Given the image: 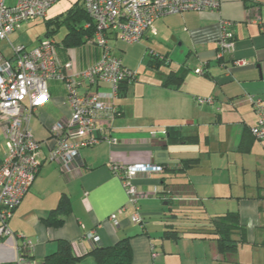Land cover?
I'll use <instances>...</instances> for the list:
<instances>
[{
	"label": "crops",
	"instance_id": "0c3cea01",
	"mask_svg": "<svg viewBox=\"0 0 264 264\" xmlns=\"http://www.w3.org/2000/svg\"><path fill=\"white\" fill-rule=\"evenodd\" d=\"M249 7L257 9L261 24L248 21ZM220 18L231 22L234 50L217 59ZM112 43L123 66L135 72L124 94L114 101L121 112L110 123L117 142L81 148L76 170L71 176L62 175L48 159L54 144L48 124L66 120L69 109L64 83H49V100L30 120L33 136L42 142L40 165L7 222L11 234L0 243V264L18 257L41 263L56 250L58 240L70 242L73 254L81 257L79 264H94L88 255L93 247L110 246L126 237L131 264H264V139L250 133L256 117L248 100L252 96L264 102V0H221L218 11L188 10L157 18L140 42L144 55L137 66L123 57L118 42ZM77 49L58 52L76 70L100 56L94 45L86 51ZM155 55L165 64L153 63ZM237 59H244L245 65H234ZM171 72L182 80L163 85ZM196 97H212L213 102L198 104ZM169 127L188 140L169 143L161 133L150 136L152 130ZM5 153L0 130V157ZM189 158H198V164L177 174L163 172L166 165ZM112 160L162 166L161 171L138 173L135 178L143 224L130 220L134 207L109 169ZM169 188L176 194L172 208L164 193ZM62 195L68 196L69 209L55 217L60 225L48 226L45 220ZM205 201L213 212H208ZM175 206L178 212L199 208L210 219L237 212L246 238L238 243L235 255L224 258L210 236L194 232L207 221L178 217ZM167 227L180 231L177 240L163 237ZM89 233L98 235L99 241L94 243Z\"/></svg>",
	"mask_w": 264,
	"mask_h": 264
},
{
	"label": "built area",
	"instance_id": "2783aa9c",
	"mask_svg": "<svg viewBox=\"0 0 264 264\" xmlns=\"http://www.w3.org/2000/svg\"><path fill=\"white\" fill-rule=\"evenodd\" d=\"M58 0H0V41L16 32L23 23L44 19L50 7ZM93 23L89 43L100 51L99 58L89 66L76 70L71 60L62 61L52 38L44 37L31 49L12 45L10 57L0 53V130L6 153L0 157V243L10 236L7 222L14 209L29 191L37 174L42 142L31 131L30 120L49 100V83L62 82L66 89L69 115L66 120L51 122L48 130L54 144L48 159L55 162L64 176L76 170L79 150L103 141L115 144L111 135V121L117 113L114 101L119 97V85L124 79L133 80L135 72L123 66L112 42L139 43L154 22L163 15H176L184 11H218L221 0H81ZM249 22L261 24L257 9H247ZM217 59L234 50L231 22L219 19ZM89 25H85L88 27ZM244 66V59L234 61ZM201 73L200 69L195 70ZM106 85V86H104ZM198 104L213 102L212 97H196ZM255 113V123L250 133L258 140L264 139V102L249 96ZM165 134L150 131V136ZM112 174L119 178L134 207L130 216L133 223L141 224L143 217L137 206L138 192L135 178L138 173L161 171L151 163L124 164L112 160ZM122 212V210H119ZM113 218V217H112ZM115 223V219H113ZM94 242L99 236L89 233ZM153 251V256H155ZM25 260V259H24ZM18 257L9 264H36Z\"/></svg>",
	"mask_w": 264,
	"mask_h": 264
},
{
	"label": "trees",
	"instance_id": "16d2710c",
	"mask_svg": "<svg viewBox=\"0 0 264 264\" xmlns=\"http://www.w3.org/2000/svg\"><path fill=\"white\" fill-rule=\"evenodd\" d=\"M43 21L46 22V25L52 22L51 19H48L47 17H45ZM64 22L67 26V31L61 40L62 49L77 48L85 45L86 43H89V40L92 38L93 34V23L84 9L82 1L78 3L76 2L71 8L66 11L64 15ZM85 25L89 26L85 27ZM49 31L50 30H47L45 37L51 38L49 35ZM55 44L57 43L55 42ZM156 56L157 55L153 57V59L155 60L152 61L153 63L165 64V59L163 57H161V59L160 57L155 58ZM181 80V76H177L175 74H172L171 72L166 81L163 82V85H167L170 81L175 83L177 82L176 84H179ZM130 81L133 80L124 79L120 82L119 96H122L124 94L126 85ZM120 114L121 112L120 110H118L115 117ZM164 137H166V140L169 143L174 141L181 142L188 140L187 137H184L179 133V130L173 127L166 128ZM198 162V158L183 159L178 164L166 165L163 172L168 174L181 173L187 168H191L197 165ZM160 167L162 170V166ZM164 179L165 177L162 178L163 182ZM164 185L172 186L171 184L166 183H164ZM174 192L175 190L173 188H169L164 192L168 194V198L166 200L169 206L173 204V197L174 195H176ZM69 205L70 201L68 199V196L62 195L58 201L57 206L53 210H51L49 216L45 220V223L48 226L60 225L61 220L55 219V217L59 214L61 215L66 213L69 209ZM206 223V226H202L194 232L196 234L210 236L215 241L216 250L220 256L225 258L227 256L235 255L238 251V243L244 241L246 238L245 229L240 224L238 213L227 212L223 215L209 219ZM141 224H143V221ZM179 233L180 231L178 229L167 227L163 231V237L168 240H177ZM235 234H238L239 237L235 238ZM88 255L93 258L94 264H131L132 262V253L128 237L122 238L110 246L96 245L88 252ZM80 258L81 257H76L73 254L69 241L58 240L56 250L53 253L47 255L41 263L36 264H79Z\"/></svg>",
	"mask_w": 264,
	"mask_h": 264
},
{
	"label": "rangeland",
	"instance_id": "374dc122",
	"mask_svg": "<svg viewBox=\"0 0 264 264\" xmlns=\"http://www.w3.org/2000/svg\"><path fill=\"white\" fill-rule=\"evenodd\" d=\"M80 1L81 0H58L55 4H53L50 7V9L47 12L46 17L48 19H51L52 21L51 23L46 25V22L43 21V19H36L35 21L32 22L23 23L16 32L8 36L7 40L0 41V52H2L6 57H9L12 53V48L10 44L22 45V46H26L27 49H31L37 45L39 39L45 37L47 30H50L49 31L50 37L54 42L57 43L55 44L56 52L57 54L58 52L61 53L62 52L61 40L67 31V26L64 22V15L69 8H71L76 2L78 3ZM118 45L122 47L121 53L124 58L126 57V60L136 64V66L137 64L140 63L142 55H144L143 44H140V42L134 44H124L118 42ZM91 47L92 44L86 43L85 45L78 47L79 49H77L76 52L77 51L81 52L83 50L86 51L91 49ZM191 203L192 202H189L188 206H192ZM196 203H194L193 205H195ZM204 205H206L208 212L214 211V209H211V203L209 201H205ZM176 211H177V207L175 206V212L173 211L174 214H176L178 217L181 218L184 217L188 218L187 216L190 215L192 218L195 219L196 223L197 222L203 223L210 219V216L208 214H203L199 208H195V207H191V208L189 207L187 209L181 210L180 212L178 211L176 212ZM187 212H189V214H187ZM169 219H171L170 215L167 217V220ZM242 254L244 256V251H242Z\"/></svg>",
	"mask_w": 264,
	"mask_h": 264
}]
</instances>
